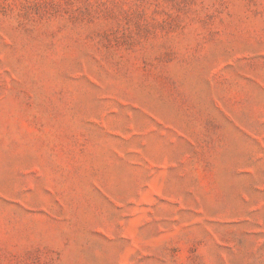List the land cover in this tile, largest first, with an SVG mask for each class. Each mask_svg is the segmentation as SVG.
Listing matches in <instances>:
<instances>
[{
  "label": "rangeland",
  "instance_id": "rangeland-1",
  "mask_svg": "<svg viewBox=\"0 0 264 264\" xmlns=\"http://www.w3.org/2000/svg\"><path fill=\"white\" fill-rule=\"evenodd\" d=\"M0 264H264V0H0Z\"/></svg>",
  "mask_w": 264,
  "mask_h": 264
}]
</instances>
